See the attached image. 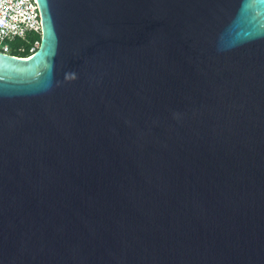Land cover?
I'll return each instance as SVG.
<instances>
[{"label":"water","instance_id":"obj_1","mask_svg":"<svg viewBox=\"0 0 264 264\" xmlns=\"http://www.w3.org/2000/svg\"><path fill=\"white\" fill-rule=\"evenodd\" d=\"M36 3L0 52V264H264V0Z\"/></svg>","mask_w":264,"mask_h":264},{"label":"built area","instance_id":"obj_2","mask_svg":"<svg viewBox=\"0 0 264 264\" xmlns=\"http://www.w3.org/2000/svg\"><path fill=\"white\" fill-rule=\"evenodd\" d=\"M30 33H40V17L36 0H0V52L11 54L10 43L25 40ZM38 46L35 41L30 48Z\"/></svg>","mask_w":264,"mask_h":264},{"label":"trees","instance_id":"obj_3","mask_svg":"<svg viewBox=\"0 0 264 264\" xmlns=\"http://www.w3.org/2000/svg\"><path fill=\"white\" fill-rule=\"evenodd\" d=\"M16 39H14L13 41L15 42ZM13 41L10 43L11 54L15 56H19V57H26L31 54L30 48L34 45L35 41H37L39 44L40 33L28 34L25 40H21V43H22L21 45L13 44ZM37 47L34 48V51L37 49Z\"/></svg>","mask_w":264,"mask_h":264},{"label":"rangeland","instance_id":"obj_4","mask_svg":"<svg viewBox=\"0 0 264 264\" xmlns=\"http://www.w3.org/2000/svg\"><path fill=\"white\" fill-rule=\"evenodd\" d=\"M13 44L21 45L22 43L20 39H16L15 42L13 41Z\"/></svg>","mask_w":264,"mask_h":264},{"label":"clouds","instance_id":"obj_5","mask_svg":"<svg viewBox=\"0 0 264 264\" xmlns=\"http://www.w3.org/2000/svg\"><path fill=\"white\" fill-rule=\"evenodd\" d=\"M74 75V74H73Z\"/></svg>","mask_w":264,"mask_h":264}]
</instances>
